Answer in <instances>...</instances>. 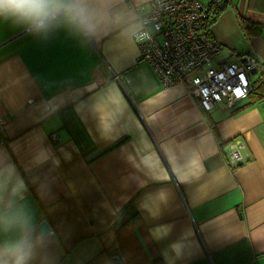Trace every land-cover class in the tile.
Segmentation results:
<instances>
[{"label": "crops", "instance_id": "obj_1", "mask_svg": "<svg viewBox=\"0 0 264 264\" xmlns=\"http://www.w3.org/2000/svg\"><path fill=\"white\" fill-rule=\"evenodd\" d=\"M150 1L72 0L87 27L0 21V208L26 215L32 264H264V72L203 111L138 60ZM211 34L219 59L264 66V0H229Z\"/></svg>", "mask_w": 264, "mask_h": 264}, {"label": "built area", "instance_id": "obj_2", "mask_svg": "<svg viewBox=\"0 0 264 264\" xmlns=\"http://www.w3.org/2000/svg\"><path fill=\"white\" fill-rule=\"evenodd\" d=\"M206 6L201 0H151L139 16L141 26L134 34L138 60L151 65L163 86L183 85L205 112L220 103L232 108L246 99L252 91L251 72H264L252 53L237 61L218 58L220 46L199 26ZM1 125L0 121L3 147L7 140ZM51 137L59 140L55 133ZM229 145L228 166L234 169L242 163L244 144L235 138Z\"/></svg>", "mask_w": 264, "mask_h": 264}, {"label": "clouds", "instance_id": "obj_3", "mask_svg": "<svg viewBox=\"0 0 264 264\" xmlns=\"http://www.w3.org/2000/svg\"><path fill=\"white\" fill-rule=\"evenodd\" d=\"M60 18L79 21L85 27L89 24L84 9L72 0H0V21L38 32ZM34 254L26 215L0 208V264H32Z\"/></svg>", "mask_w": 264, "mask_h": 264}, {"label": "trees", "instance_id": "obj_4", "mask_svg": "<svg viewBox=\"0 0 264 264\" xmlns=\"http://www.w3.org/2000/svg\"><path fill=\"white\" fill-rule=\"evenodd\" d=\"M229 4V0H221L218 3L210 1L206 6L205 17L199 23V26L202 30L206 32L209 37H212L211 26L216 21L217 17L221 12H223ZM240 23L243 31L246 35L258 34L260 31V25L252 22L246 18H240ZM253 91V89H252Z\"/></svg>", "mask_w": 264, "mask_h": 264}, {"label": "water", "instance_id": "obj_5", "mask_svg": "<svg viewBox=\"0 0 264 264\" xmlns=\"http://www.w3.org/2000/svg\"><path fill=\"white\" fill-rule=\"evenodd\" d=\"M254 72H255V70H253L251 72V74H253ZM48 229H49L48 223L46 221H42L40 223V226H39V232L40 233H45ZM112 261H113L114 264H121L120 259H119L118 256H113L112 257Z\"/></svg>", "mask_w": 264, "mask_h": 264}, {"label": "rangeland", "instance_id": "obj_6", "mask_svg": "<svg viewBox=\"0 0 264 264\" xmlns=\"http://www.w3.org/2000/svg\"><path fill=\"white\" fill-rule=\"evenodd\" d=\"M257 75V74H256ZM256 75H254L252 78H255L256 77Z\"/></svg>", "mask_w": 264, "mask_h": 264}]
</instances>
